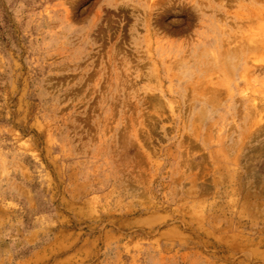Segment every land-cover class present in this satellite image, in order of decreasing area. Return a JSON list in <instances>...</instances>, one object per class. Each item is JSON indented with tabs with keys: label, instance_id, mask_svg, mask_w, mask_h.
I'll list each match as a JSON object with an SVG mask.
<instances>
[{
	"label": "rangeland",
	"instance_id": "obj_1",
	"mask_svg": "<svg viewBox=\"0 0 264 264\" xmlns=\"http://www.w3.org/2000/svg\"><path fill=\"white\" fill-rule=\"evenodd\" d=\"M260 123L264 0H0V264H264Z\"/></svg>",
	"mask_w": 264,
	"mask_h": 264
},
{
	"label": "bare ground",
	"instance_id": "obj_2",
	"mask_svg": "<svg viewBox=\"0 0 264 264\" xmlns=\"http://www.w3.org/2000/svg\"><path fill=\"white\" fill-rule=\"evenodd\" d=\"M260 122V121H259ZM262 122H263V120H262ZM255 125V124H254ZM264 125V123H260V125L259 126H263Z\"/></svg>",
	"mask_w": 264,
	"mask_h": 264
}]
</instances>
